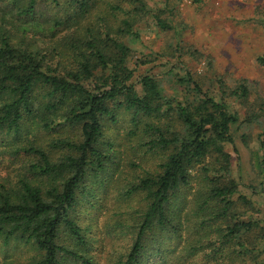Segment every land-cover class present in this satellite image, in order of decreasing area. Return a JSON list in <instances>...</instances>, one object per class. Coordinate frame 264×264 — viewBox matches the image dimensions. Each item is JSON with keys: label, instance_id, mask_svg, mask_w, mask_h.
I'll list each match as a JSON object with an SVG mask.
<instances>
[{"label": "trees", "instance_id": "16d2710c", "mask_svg": "<svg viewBox=\"0 0 264 264\" xmlns=\"http://www.w3.org/2000/svg\"><path fill=\"white\" fill-rule=\"evenodd\" d=\"M41 4L62 17H37ZM169 16L148 0H0V239L38 253L3 264H99L74 209L87 182L120 180L123 166L132 178L120 193L140 195L143 208L137 223L118 224L130 237L119 264H264V227L243 219L256 210L225 147L240 116L224 96L244 101L249 88L219 82L217 100L182 67L162 77L173 93L138 74L151 62L134 59L129 43L147 20L173 32ZM259 140L264 178V130Z\"/></svg>", "mask_w": 264, "mask_h": 264}, {"label": "rangeland", "instance_id": "374dc122", "mask_svg": "<svg viewBox=\"0 0 264 264\" xmlns=\"http://www.w3.org/2000/svg\"><path fill=\"white\" fill-rule=\"evenodd\" d=\"M148 2L150 10L160 8L170 13L169 22H172L175 33L159 32L150 20L140 24L141 40L129 45L134 59H147L151 63L140 67L138 74L146 72L162 78L169 70L182 74V67L202 79L209 94L217 100L221 96L219 82L228 89L242 82L249 88V96L244 101L224 96L230 109L240 116L238 129L233 130L234 144L225 147L232 156V177L239 185V192L252 201L256 210L247 213L243 219L257 218L264 227V178L254 169L259 138L264 130V67L257 63L259 57H264V0ZM62 15L60 9L57 11L41 4L37 17L52 20ZM162 79L167 91L173 93L172 76ZM249 121L252 123L247 124ZM243 135L246 138L243 139ZM123 170L127 172L123 179L119 180L117 174L112 179L107 176L108 182L100 187L87 182L89 193L80 198L74 209L73 218L77 224L84 230L88 228L86 237H94L90 242L92 248L87 252L94 263L119 264L118 258L130 243V237L123 228L125 226L119 227L118 224L137 223L136 214L143 208L140 195L125 199L120 193L125 190L122 181L132 178L130 170L124 166ZM114 231L122 233V237L114 238ZM67 238L62 235L60 243L68 245ZM33 259H38V253L31 246L18 242L3 245L0 239V264L6 260L28 263ZM66 264L71 263L67 261Z\"/></svg>", "mask_w": 264, "mask_h": 264}]
</instances>
